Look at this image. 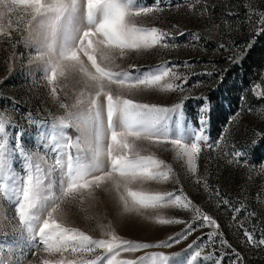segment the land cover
I'll return each instance as SVG.
<instances>
[{"label": "snow or ice", "instance_id": "6c2138e0", "mask_svg": "<svg viewBox=\"0 0 264 264\" xmlns=\"http://www.w3.org/2000/svg\"><path fill=\"white\" fill-rule=\"evenodd\" d=\"M188 7L194 9L196 4ZM201 8V15L208 13L206 4ZM162 11L161 0H0V37L11 40L18 35L35 48L34 60L63 113L40 125L31 142L24 129L17 130L0 114V264H19L14 252L24 248L31 250L36 264H223V255L217 256L215 250L202 255L217 238L221 247L232 250L235 258L229 264H243L244 258L223 238L216 219L194 207L173 167L150 151L162 147L174 153L186 171L197 177L196 183L207 188V180L198 174V162L203 149L213 147L206 134L210 101L202 98L190 122L184 99L163 106L133 98L144 92L183 93L187 84V77L168 61L148 67L123 64L133 53L175 47L174 35H185L138 23L139 18ZM254 15H258L256 34H264V12L251 10L248 18ZM195 39L200 37L195 35ZM251 91L264 99V83H253ZM72 128L78 133L75 137L66 131ZM220 139L227 136L222 133ZM230 155L229 165L250 164L246 150ZM260 167L264 170V164ZM160 184L178 187L151 190L150 186ZM100 192L106 194L118 217L135 215L158 226L183 227L166 239L142 242L121 237L110 221L100 225L102 238H93L69 219L70 214L80 212L92 219L84 206L96 201ZM220 203L230 205L228 199L218 201V207ZM168 208L194 210L195 216L185 221L159 215ZM242 211L246 219L256 217V212L243 205L233 208V220L242 229L241 242L264 247V230L257 238L254 230L245 227V220L238 219ZM198 227L215 230L207 234L206 244L197 237L172 255L164 251L124 255L170 249ZM98 250L100 254L89 258Z\"/></svg>", "mask_w": 264, "mask_h": 264}, {"label": "rangeland", "instance_id": "374dc122", "mask_svg": "<svg viewBox=\"0 0 264 264\" xmlns=\"http://www.w3.org/2000/svg\"><path fill=\"white\" fill-rule=\"evenodd\" d=\"M151 3L152 0H145ZM163 11L156 16L139 18L143 26H156L176 33L172 43L176 46L168 49H157L141 55L135 53L123 62L136 63L145 67L168 61L170 66L176 65L175 71L187 77L184 91L174 93L144 92L133 98L163 106H171L184 99V109L188 121H193L204 102L210 101V120L206 134L209 136L211 149L205 147L200 154L199 176L207 180V188L196 183V176L188 173L182 161L175 154L162 147L151 149L155 155L164 159L179 177L184 192L193 201L194 207L211 215L220 225L223 238L242 255L243 264H264V247L256 248L242 243V229L233 220V208H247L256 212V217L246 219L242 211L237 214L239 220H245V227L254 230L257 238L264 230V99L254 97L251 91L253 83H264V34L257 35L255 25L258 15L249 19V12H264V0H161ZM189 4H196L189 9ZM209 8L207 14L201 15V5ZM233 13L228 15V13ZM173 25L177 27L174 28ZM192 33L194 35H189ZM195 35L200 37L195 39ZM220 45H224L223 48ZM34 47L25 44L18 35L11 40L0 37V114L10 119L12 125L24 129L25 138L31 142L36 136L38 127L53 116L62 115V110L53 102L49 87L38 62L34 60ZM242 58V60H240ZM240 60V62H235ZM187 62V66H185ZM244 100L241 101V97ZM208 118V117H206ZM29 120L35 123H29ZM69 135H78L74 128L66 130ZM45 134L49 129H44ZM227 136L221 140V134ZM261 133L262 135H257ZM8 135H13L8 129ZM220 141L217 146L216 142ZM234 150H246L250 153L247 159L250 164L241 166L227 163ZM229 155H225V154ZM151 190H173L175 184L150 186ZM219 191L220 195H216ZM97 200L84 207L92 219L86 218L83 212L70 214L69 222L81 228L93 238H102L100 225L110 221L117 233L126 239L142 242H155L166 239L181 231L182 225L158 226L154 222L142 220L135 215L118 217L105 193L97 194ZM228 199L230 205L218 201ZM159 215L164 218H180L193 220L194 210L161 209ZM211 228H197L186 241L173 245L170 249H147L135 254H124L135 257L144 252L164 251L172 255L179 253L193 240L200 237L199 243L206 244ZM3 237H0L2 240ZM223 255V264H229L235 257L231 249L220 246L219 238L209 245L202 255L213 252ZM30 249H16L14 258L19 264H36ZM97 253L91 254L94 258ZM42 256L45 254L41 253ZM3 256L7 258L8 251ZM58 259V257H57Z\"/></svg>", "mask_w": 264, "mask_h": 264}]
</instances>
